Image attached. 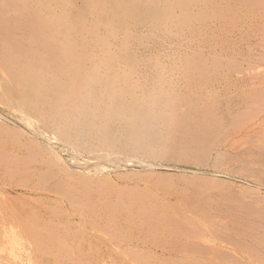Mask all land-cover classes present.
<instances>
[{
	"label": "rangeland",
	"instance_id": "1",
	"mask_svg": "<svg viewBox=\"0 0 264 264\" xmlns=\"http://www.w3.org/2000/svg\"><path fill=\"white\" fill-rule=\"evenodd\" d=\"M262 151L264 0H0V264L264 262Z\"/></svg>",
	"mask_w": 264,
	"mask_h": 264
},
{
	"label": "bare ground",
	"instance_id": "2",
	"mask_svg": "<svg viewBox=\"0 0 264 264\" xmlns=\"http://www.w3.org/2000/svg\"><path fill=\"white\" fill-rule=\"evenodd\" d=\"M134 1H135V0H134ZM174 2H175V1H174ZM80 3H81V2H80ZM100 3H101V2H100ZM42 4H43V3H42ZM119 4H120V3H119ZM94 5H95V4H94ZM130 5H131V4H130ZM98 9H99V8H98ZM82 11H83V10H82ZM110 11H111V10H110ZM44 12H45V11H44ZM81 13H83V12H81ZM86 13H87V12H86ZM102 14H103V13H102ZM119 14H120V12H119ZM39 17H40V16H39ZM89 18H90V17H89ZM114 18H115V17H114ZM40 19H41V18H40ZM125 19H126V18H125ZM40 21H41V20H40ZM113 22H114V21H113ZM40 23H41V22H40ZM145 24H146V23H145ZM96 25H97V23H96ZM32 26H33V25H32ZM75 27H76V26H75ZM79 27H80V26H79ZM99 27H101V26H99ZM106 27H108V26H106ZM49 28H50V27H49ZM77 28H78V27H77ZM92 28H93V27H92ZM92 28H90V29H92ZM108 28H109V27H108ZM78 29H79V28H78ZM122 29H124V28H122ZM125 29H126V28H125ZM130 29H131V28H130ZM144 29H145V28H144ZM50 30H51V29H50ZM106 30H107V29H106ZM126 30H127V29H126ZM132 30L134 31V29H132ZM141 30H142V29H141ZM141 30H139V31H141ZM151 30H152V29H151ZM74 31H75V30H74ZM121 31H122V30H121ZM32 32H33V31H32ZM128 32H129V31H128ZM82 33H83V32H82ZM125 33H126V32H125ZM130 33H131V32H130ZM151 33H152V32H151ZM169 33H170V32H169ZM133 34H134V33H133ZM167 34H168V33H167ZM60 35H61V34H60ZM109 35H110V34H109ZM114 35H115V34H114V32H113V37H114ZM128 35H129V34H128ZM95 36H96V35H95ZM97 36H98V35H97ZM115 36H116V35H115ZM123 36H124V35H123ZM126 36H127V35H126ZM143 36H144V35H143ZM169 36H170V34H169ZM13 37H14V36H13ZM46 37H47V36H46ZM48 37H49V36H48ZM82 37H83V36H82ZM90 37H91V36H90ZM116 37H117V36H116ZM26 38H27V37H26ZM100 38H101V37H100ZM144 38H145V37H144ZM149 38H150V37H149ZM154 38H155V37H154ZM23 39H24V38H23ZM103 39H104V38H103ZM103 39H102V40H103ZM113 39H114V38H113ZM126 39H127V37H126ZM126 39H125V40H126ZM141 39H142V38H141ZM151 39H152V38H151ZM155 39H156V38H155ZM28 40H29V39H28ZM97 40H98V39H97ZM99 41H100V40H99ZM109 41H110V40H109ZM146 41H147V40H146ZM150 41H151V40H150ZM152 41H154V40H152ZM28 42H29V41H28ZM47 42H48V40H47ZM101 42H103V41H101ZM101 42H100L99 44H101ZM105 42H106V41H104L103 43H105ZM24 43H25V42H24ZM26 43H27V39H26ZM103 43H102L101 46H99V49H101V47H102V49L100 50V52H102L103 50H106V51L108 50L107 52H109V50H110V52H111V48H109V47H108L109 49H108V48H105L106 46H104ZM141 43H142V42H141ZM156 43H157V42H156ZM31 44H32V43H31ZM53 44H54V43H53ZM70 44H73V43H70ZM109 44H110V43H109ZM153 44H154V43H153ZM159 44H160V43H159ZM159 44H158V45H159ZM19 45H20V44H19ZM97 45H98V44H97ZM106 45H107V44H106ZM111 45H112V44H111ZM125 45H126V44H125ZM125 45H124L123 42H122V43H120V45H117L115 48L121 51V49L126 48ZM132 45H133V44H132ZM147 45H148V44H147ZM165 45H167V46L169 45V46H170V44H165ZM165 45H163V46H165ZM8 46H9V45H8ZM8 46H5V47L7 48ZM151 46H153V45H151ZM151 46H149V47H147L146 45H145V46H138V47L135 46V47H136V49H135V55L138 54L139 57H138V56H137V57L140 58V60H142L143 58L145 59L146 56H151V55H152V50L154 49V48L152 49ZM167 46H166V47H167ZM176 47H177V46H176ZM66 48H67V47H66ZM115 48H114V49L112 48V51H114V52L117 51ZM130 48H131V47H130ZM156 48H157V47H156ZM158 48H159V47H158ZM7 49H9V48H7ZM73 49H74V48H73ZM99 49H97L98 51H97L96 53H99ZM132 49H133V48H132ZM162 49H164V48L162 47ZM168 49H169V47H168ZM170 49H171V46H170ZM9 50H10V49H9ZM156 50H157V49H156ZM160 50H161V49H160ZM106 51H105V52H106ZM120 51H119V53L116 52V54H118L120 57H122V56L120 55V53H121ZM122 51H123V50H122ZM154 51H155V50H154ZM162 51H163V50H162ZM162 51H161V52H162ZM103 52H104V51H103ZM114 52H113L112 54H115ZM125 52H126V50L124 51V53H125ZM127 52H128V49H127ZM133 52H134V51H133ZM155 52H156V51H155ZM159 52H160V51L158 50V53H159ZM161 52H160V53H161ZM171 52H172V51H171ZM65 53H66V52H65ZM89 53H90V52H89ZM89 53L87 52V54H89ZM122 53H123V52H122ZM174 53H175V52H174ZM101 54H102V53H101ZM101 54H99V56H100ZM104 54H105V53H104ZM104 54H103V55H104ZM127 54H129V53H127ZM127 54H126V55H127ZM133 54H134V53H133ZM156 54H157V53H156ZM161 54H162V53H161ZM92 55H93V54H92ZM124 55H125V54H124ZM157 55H159V54H157ZM71 56H72V55H71ZM106 56H107V55H106ZM166 56H167V55H166ZM91 57H92V56H91ZM95 57H96V56H95ZM101 57H102V56L98 57V58H99V61H102V60H100ZM110 57H111V56H110ZM116 57H117V56H116ZM169 57H170V56H169ZM56 58H57V57H56ZM93 58H94V57H93ZM98 58H96V62H98V61H97ZM90 59H91V58H90ZM104 59H105V58H104ZM108 59H109V58H108ZM111 59H112V58H111ZM122 59H123V58H122ZM122 59H121V60H122ZM105 60H106V59H105ZM113 60H115V59H113ZM121 60H120V61H121ZM94 61H95V60H94ZM107 61L109 62V60H106V62L104 61V62L106 63V65H103V64H105V63L100 64V63L98 62V64H99L100 66L103 67V69H100L99 71L96 70L97 68H99V65H97L96 63L93 65V63H92L93 68L95 69V72H96V73L99 72L101 75H102V74L105 75V73L108 72V71H107V70H108L107 68L110 67L109 64H107ZM123 61H124V59H123ZM138 62H139V61H138ZM109 63H111V62H109ZM113 63H114V62H113ZM118 63H119V61H118ZM131 63H132V62H131ZM142 63H143V62H142ZM12 64H13V63H12ZM111 64H112V63H111ZM111 64H110V65H111ZM121 64H122V63H121ZM124 64L126 65L125 62H124ZM129 64H130V63H128L127 65H129ZM9 65H10L11 68L14 66V65L11 66V64H9ZM9 65H8V66H9ZM16 65H17V64H16ZM41 65H42V64H41ZM45 65H46V64H45ZM18 66H20V65H18ZM116 66H118V65H116ZM15 67H17V66H15ZM15 67H13V68H15ZM20 67H21V66H20ZM38 67H39V66H38ZM23 68H24V67H23ZM23 68H21V70H22ZM33 68H34V67H33ZM44 68H45V67H44ZM111 68H112V67H111ZM6 69H7V68H6ZM42 69H43V68H41V69L39 68V70L37 69V71L40 72V70H42ZM8 70H9V67H8ZM16 70H17V69H16ZM23 70H24V71H23ZM23 70L20 71V73H21V72H23V73H21V74L19 73V74H20L19 76H18V73H16L18 78H19L21 75L26 74L27 71H29L28 69H27V71H26L25 69H23ZM44 70H45V69H44ZM25 71H26V72H25ZM37 71H36V72H37ZM111 71H112V70H111ZM7 72H9V71H7ZM13 72H14V71H13ZM16 72H17V71H16ZM18 72H19V71H18ZM24 72H25V73H24ZM30 72L32 73L33 71H30ZM93 72H94V71H93ZM28 73H29V72H28ZM109 73H111V72H109ZM9 74H10V72H9ZM13 74H14V73H13ZM16 74H14V75H16ZM34 74H35V73H34ZM37 74H38V75H37ZM37 74H35L34 79H35V77H36V79H37V78L40 79L41 77H43V76L45 75V73H43L44 75H41V77H40V74H41V73H40V74L37 73ZM62 74H63V73H62ZM91 74H94V73H91ZM114 74H116V73L113 72V76H114ZM14 75H13V76H14ZM27 75H28V74H27ZM27 75H26V76H27ZM101 75H100V76H101ZM107 75H108V74H107ZM109 75L111 76L112 74H109ZM24 76H25V75H24ZM37 76H38V77H37ZM45 76H46V75H45ZM67 76H68V75H67ZM105 76H106V75H105ZM110 76H108V77H110ZM137 76H138V75H137ZM142 76H143V75H142ZM29 77H30V78H29ZM32 77H33V75H32ZM32 77H31V75H30V76L28 75V76H27V80H28V81H31V80H32ZM60 77H61V76H60ZM71 77H72V76H71ZM21 78H23V77L21 76ZM28 78H29V79H28ZM43 78H44V81H43V80H42V81H43L44 83H47V80L45 79L46 77H43ZM103 78H105V77H103ZM19 79H20V78H19ZM38 79H37V80H38ZM41 79H42V78H41ZM56 79H58V78H56ZM69 79H71V78H69ZM45 80H46V81H45ZM53 80H55V79H53ZM58 80H59V79H58ZM131 80H132V79H131ZM25 81H26V77H25ZM32 81H34V80H32ZM35 81H36V80H35ZM38 81H40V80H38ZM42 81H40V82L43 84ZM40 82H39V83H40ZM57 82H58V81H57ZM57 82H56V83H57ZM28 83H29V82H28ZM28 83H26V85H27ZM31 83H32V82H31ZM56 83H54V84H56ZM39 85H41V84H39ZM42 86H43V85H42ZM57 86H58V85H57ZM54 87H56V85H55ZM41 88H42V87H41ZM42 89H43V88H42ZM51 90H52V89H51ZM52 91H53V90H52ZM52 91H51V92H52ZM55 91H56V90H55ZM53 92H54V91H53ZM80 95H81V94H80ZM29 99H30V98H29ZM31 100H32V99H31ZM33 101H34V100H33ZM63 102H65V101H62V103H63ZM80 104H81V105H80V107H79V111H80V110L83 111V110L86 108L85 102L82 101ZM77 106H79V105H77ZM77 106H75V108H76ZM28 107H29V106H28ZM29 109H30V108H29ZM35 113H36V112H35ZM32 116H33V115H32ZM120 120L122 121V118H120ZM15 132H16V131H15ZM121 134H124V132H122ZM125 135H126V133L124 134V136H121V137H124V139H125ZM109 136H110V133H108V135L104 138V143H107L108 141H110V140H109V139H110ZM113 136H114V135H113ZM110 137H111V136H110ZM117 137H118V136H117ZM117 137H116V138H117ZM116 138H115V139H116ZM112 139H113V138H112ZM118 139H119V137H118ZM118 139H116V140H118ZM124 139H123V140H124ZM112 142H113V140H112ZM114 142H115V141H114ZM119 142H120V141H119ZM119 142H118V144H119ZM122 142H123V141H121V144H119L120 146L123 144ZM110 143H111V141H110ZM116 144H117V143H116ZM119 145H117V147H120ZM249 145H250V144H249ZM262 145H263V144H261V146H262ZM123 146H124V145H123ZM261 146H259V147H261ZM111 147H112V146H111ZM255 147H256V146H255ZM109 148H110V147H109ZM121 148H122V147H120V150H121ZM123 149H124V147H123ZM261 149H262V148H261ZM257 150H258V149H257ZM51 151H52V150H51ZM113 151H114V150H113ZM242 151H243V150H242ZM118 152H119V151H118ZM262 152H263V151H262ZM262 152H261V153H262ZM119 153H120V152H119ZM119 153H117V150H116V153L114 152V153H111V154H110V153H106V154H104V152H103V153H102V152L97 153V154L95 155L96 160H93V161H95V164H92V163H91L92 166H90V167H94L93 172H94L95 169H96V170H97V171H96V174H97V173H99L100 171H103V170H104V166H103L102 164L105 163V162H107V164H108V163L111 164V165L113 164V165L115 166V169H118V168H119V164H121V163H124V164L132 163L133 160H134V158H135V157H134V158H129V157L127 158V157L124 156L123 154H119ZM249 153H250V152H249ZM263 153H264V152H263ZM53 154H54V153H53ZM53 154H52V155H53ZM135 155H136V154H135ZM225 155H226V154H225ZM137 156H138V155H137ZM229 156H230V155H229ZM95 157H94V158H95ZM132 157H133V156H132ZM139 157H140V156H139ZM238 158H239V157H238ZM248 158H249V157H248ZM132 159H133V160H132ZM135 159H136V158H135ZM222 159H223V157H222ZM230 159H231V158H230ZM240 159H241V158H240ZM242 159H243V158H242ZM53 160H54V161H61V160L59 159L58 156H54V155H53ZM223 160H224V159H223ZM227 160H228V159H227ZM238 160H239V159H238ZM136 161L139 162V163L142 162L141 159H140V160H139V159H136ZM239 161H240V160H239ZM248 161H249V160H248ZM250 161H251V160H250ZM252 161H253V160H252ZM137 162H136V164H137ZM230 162L232 163V161H230ZM236 162H237V161H236ZM236 162H235V163H236ZM133 163H134V162H133ZM233 163H234V162H233ZM241 163H242V162H241ZM252 163H253V162H252ZM87 164H88V163H87ZM89 164H90V163H89ZM237 164H238V163H237ZM85 165H86V164H85ZM93 165H94V166H93ZM234 165H235V164H234ZM114 166H113V167H114ZM105 168H106V167H105ZM255 168H256V167H255ZM87 169H88V168H87ZM91 169H92V168H91ZM91 169H90V170H91ZM240 169H241V167H240ZM245 169H246V168H245ZM250 169H251V168H250ZM259 169H260V168H259ZM216 170H217V169H216ZM221 170H222V169H221ZM98 171H99V172H98ZM114 171H115V170H114ZM240 171H241V170H240ZM253 171H254V170H253ZM225 172H226V171H225ZM234 172H235V171H234ZM247 172H248V171H247ZM101 173H102V172H101ZM116 173H117V171H116ZM262 173H263V170H262ZM91 174H92V173H91ZM88 175H90V174H88ZM88 175H87V176H88ZM115 175H116V174H115ZM238 175H239V174H238ZM253 175H254V174H253ZM258 175H259V174H258ZM85 178H86V177H85ZM88 178H89V177H88ZM91 178H92V177H91ZM93 178H94V177H93ZM93 178H92V180H93ZM198 178H199V177H198ZM198 178H197V179H198ZM90 180H91V179H90ZM208 181H209V180H208ZM208 181H207V182H208ZM257 181H259V180H257ZM190 182H191V181H190ZM218 182H219V181H218ZM160 184L163 185L162 183H160ZM204 184H205V183H204ZM204 184H203V185H204ZM210 184H211V183H210ZM210 184H209V185H210ZM220 184L222 185V182H221ZM207 185H208V184H207ZM201 186H202V185H201ZM205 186H206V185H205ZM223 187H224V186H223ZM263 188H264V187H263ZM247 190H248V189H247ZM253 190H254V189H253ZM253 190H252V191H253ZM250 192H251V191H250ZM247 193H248V192H247ZM242 194H243V193H242ZM231 195H232V194H231ZM219 196H220V195H219ZM233 196H234V195H233ZM254 196H255V195H254ZM256 196H257V195H256ZM260 196H261V195H260ZM263 196H264V195H263ZM229 198H230V197H229ZM229 198H228V199H229ZM231 198H232V196H231ZM234 198H235V197H234ZM244 198H245V196L243 197V199H244ZM258 198L261 199L260 197H258ZM262 198H264V197H262ZM228 199H227V200H228ZM235 199H236V198H235ZM243 199H242V200H243ZM259 199L257 200V202H258V201L261 202ZM263 200H264V199H263ZM229 201H230V200H229ZM231 201H232V200H231ZM237 201H238V200H237ZM234 202H235V200H234ZM252 202H253V201H252ZM257 202H256V203H257ZM263 202H264V201H262L261 205H263ZM226 203H228V202L226 201ZM245 203H246V202H245ZM256 203H254V204H256ZM193 204H194V203H193ZM243 204H244V202H243ZM166 205H167V204H166ZM166 205H165V206H166ZM235 205H236V204H235ZM238 205H239V204H238ZM171 206H172V205H171ZM242 206H243V205H242ZM248 206H249V205H248ZM254 206H255V205H254ZM229 207H230V206H229ZM244 207H245V206H244ZM201 208H202V207H201ZM248 208H249V207H248ZM191 209H192V208H191ZM230 209H232V208H230ZM243 209H244V208H243ZM252 209H253V208H252ZM254 209H257V208H254ZM260 209H262V208H260ZM204 211H205V210H204ZM193 212H194V211H193ZM242 212H243V211H242ZM263 212H264V211H263ZM234 213H235V212H234ZM260 213H261V211H260ZM242 214H243V213H242ZM246 214H249V213L247 212ZM197 215H198V214H197ZM180 216H181V215H180ZM248 216H249V215H248ZM251 216H252V214H251ZM229 218H230V217H229ZM236 218H237V217H236ZM190 219H191V218H190ZM213 219H214V218H213ZM227 219H228V218H227ZM227 219H226V220H227ZM155 220H156V219H155ZM215 220H216V219H215ZM241 220H242V219H241ZM195 221H196V220H195ZM210 222H211V221H210ZM229 222H230V221H229ZM227 223H228V222H227ZM209 224H210V223H209ZM199 225H200V224H199ZM204 225H205V224H204ZM207 225H208V224H207ZM218 225H219V224H218ZM222 225H223V223H222ZM226 225H227V224H226ZM256 225H257V224H256ZM208 226H209V225H208ZM208 226H207V227H208ZM199 227H200V226H199ZM219 227H220V226H219ZM201 228H203V227H201ZM208 228H209V227H208ZM208 228H206V229H208ZM225 228H226V227H225ZM155 229H156V227H155ZM210 229H212V228H210ZM220 229H222V228H220ZM232 229H233V228H232ZM222 230H224V229H222ZM190 231H191V230H190ZM204 231H205V230H204ZM208 231H209V229H208ZM210 231H211V230H210ZM226 231H227V228H226ZM212 232H213V231H212ZM227 232H228V231H227ZM233 232H234V231H233ZM210 233H211V232H210ZM201 234H202V233H201ZM211 234H212V233H211ZM197 235H198V234H197ZM209 235H210V234H209ZM213 235H215V233H213ZM219 235H220V234H219ZM201 236H203V235H201ZM260 236H261V235H260ZM213 237H214V236H213ZM217 237H218V236H217ZM222 237H224V236H222ZM225 237H226V236H225ZM225 237H224V238H225ZM219 238H220V237H219ZM206 239H207V238H206ZM208 239H209V238H208ZM221 239H222V238H221ZM263 239H264V237H263ZM200 240H201V239H200ZM261 240H262V239H261ZM212 241H213V240H212ZM223 241H224V240H223ZM225 241H227V238L225 239ZM228 242H229V241H228ZM258 242H259V241H258ZM263 242H264V241H263ZM223 243L225 244V242H223ZM202 245H203V244H202ZM223 247H224V246H223ZM192 248H193V247H192ZM240 248H241V247H240ZM242 248H243V247H242ZM195 250H196V249H195ZM195 250H194V251H195ZM215 250H216V249H215ZM243 250H244V249H243ZM243 250H241V251H243ZM246 250H247V248H246ZM186 251H187V250H186ZM191 251H193V250H190V252H191ZM198 251H200V250H198ZM188 252H189V251H188ZM195 252L197 253V251H195ZM208 252H209V251H208ZM196 253H193V255H191L192 253H188V254H190V255H188V254L185 253V256H184L183 259H186V260L188 259V261H190V264H198L199 262L197 263V259H198L197 255L200 254V252H199L197 255H195ZM242 253H243V252H242ZM183 254H184V253H183ZM215 254H216V253H215ZM231 254H232V253H231ZM231 254H230L229 256H231ZM255 254H256V253H255ZM155 255H156V254H155ZM207 256H208V255H207ZM221 256H222V255H221ZM226 256H227V255H226ZM229 256H228V257H229ZM245 256L247 257V254H246ZM249 256H250V255H249ZM249 256H248V257H249ZM156 257H158V256H156ZM171 257H173V256H171ZM248 257H247V258H248ZM164 258H165V257H164ZM173 258H175V257H173ZM211 258H212V257H211ZM215 258H217V257H215ZM219 258H221V257H219ZM223 258H226V257H223ZM247 258H246V260H247ZM249 258H250V257H249ZM249 258H248L247 262L250 260ZM158 259H159V258H158ZM169 259H170V258H169ZM178 259H179V258H178ZM226 259H228V260H226L225 263H227V261L229 262V258H226ZM243 259H244V258H243ZM251 259H252V257H251ZM262 259H264V258H262ZM159 260H161V259H159ZM164 260H165V259H164ZM217 260H218V259H217ZM219 260H220V259H219ZM219 260H218V261H219ZM235 260H236V259H235ZM235 260H234V261H235ZM244 260H245V259H244ZM246 260H245V261H246ZM252 260H253V259H252ZM256 260H257V259H256ZM165 261H168V260H165ZM169 261H170V260H169ZM220 261H221V260H220ZM222 261H223V260H222ZM230 261H231V260H230ZM157 262H158V261H157ZM160 262L162 263V261H160ZM250 262H253V261L250 260ZM250 262H249V263H250ZM257 262H258V264H260V263L263 262V261H262V260L259 261V259H258ZM257 262H256V263H257ZM259 262H260V263H259ZM163 263H164V261H163ZM163 263H162V264H163ZM168 263H169V262H167V264H168ZM210 263H212V262H210ZM249 263H248V264H249ZM164 264H166V263H164ZM227 264H229V263H227ZM230 264H231V263H230ZM245 264H246V263H245ZM261 264H264V262L261 263Z\"/></svg>",
	"mask_w": 264,
	"mask_h": 264
}]
</instances>
